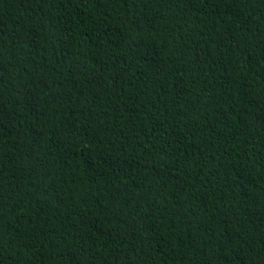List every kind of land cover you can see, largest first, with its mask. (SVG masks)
<instances>
[{
	"label": "trees",
	"instance_id": "16d2710c",
	"mask_svg": "<svg viewBox=\"0 0 264 264\" xmlns=\"http://www.w3.org/2000/svg\"><path fill=\"white\" fill-rule=\"evenodd\" d=\"M0 264H264V0H0Z\"/></svg>",
	"mask_w": 264,
	"mask_h": 264
}]
</instances>
